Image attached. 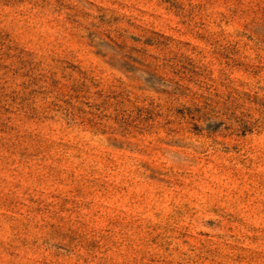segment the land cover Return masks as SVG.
<instances>
[{
	"label": "rangeland",
	"instance_id": "rangeland-1",
	"mask_svg": "<svg viewBox=\"0 0 264 264\" xmlns=\"http://www.w3.org/2000/svg\"><path fill=\"white\" fill-rule=\"evenodd\" d=\"M0 264H264V0H0Z\"/></svg>",
	"mask_w": 264,
	"mask_h": 264
}]
</instances>
